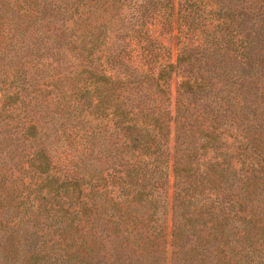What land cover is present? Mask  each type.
<instances>
[{"label": "trees", "instance_id": "obj_1", "mask_svg": "<svg viewBox=\"0 0 264 264\" xmlns=\"http://www.w3.org/2000/svg\"><path fill=\"white\" fill-rule=\"evenodd\" d=\"M0 264H264V0H0Z\"/></svg>", "mask_w": 264, "mask_h": 264}, {"label": "rangeland", "instance_id": "obj_2", "mask_svg": "<svg viewBox=\"0 0 264 264\" xmlns=\"http://www.w3.org/2000/svg\"><path fill=\"white\" fill-rule=\"evenodd\" d=\"M173 57H175V50L173 52ZM172 89H173V86H172ZM170 144H171V141H170ZM171 169L172 167L170 168V183L172 182V177H171ZM170 193H171V188H170ZM170 232H171V226H170V219L168 218V222H167V228L165 230V237H166V242H165V245L167 247L168 250H170V245H171V238H170Z\"/></svg>", "mask_w": 264, "mask_h": 264}]
</instances>
